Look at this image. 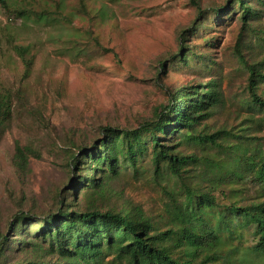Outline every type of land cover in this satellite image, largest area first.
Wrapping results in <instances>:
<instances>
[{
    "label": "trees",
    "instance_id": "16d2710c",
    "mask_svg": "<svg viewBox=\"0 0 264 264\" xmlns=\"http://www.w3.org/2000/svg\"><path fill=\"white\" fill-rule=\"evenodd\" d=\"M79 4L85 11L83 0ZM260 4L264 7V1ZM194 5L195 19L179 33L176 59L183 63L195 56L188 32L204 23V10ZM0 7L23 23L65 20L73 31L68 50L78 48L77 57L87 51L82 45L87 40L107 51L91 29L73 27L72 13L37 11L7 0H0ZM210 13H235L239 21L231 57L244 74L245 96L237 103L246 112L242 126L207 123L230 105L218 77L174 87L166 103L138 126L105 125L89 143L70 141L66 179L50 205L19 206L0 232V264H235L239 247L221 244L223 234L240 242L250 235L251 251L264 258V97L259 92L264 57L248 55L246 39L257 11L250 0H224ZM11 48L28 77L34 55L27 45ZM14 95L18 89H0V130L12 119ZM28 153L15 144L12 164L20 175L28 170ZM119 180L140 182L157 194L158 223L140 204L124 199L122 191L111 193ZM252 184L261 199L242 205L241 188Z\"/></svg>",
    "mask_w": 264,
    "mask_h": 264
},
{
    "label": "rangeland",
    "instance_id": "374dc122",
    "mask_svg": "<svg viewBox=\"0 0 264 264\" xmlns=\"http://www.w3.org/2000/svg\"><path fill=\"white\" fill-rule=\"evenodd\" d=\"M8 1L37 11L48 8L72 13L73 27L91 29L107 51L87 40L82 42L87 51L77 57L78 48L68 50L67 39L73 31L65 20L23 23L0 7V89L15 93L18 89L12 119L0 130V232L6 230L19 206L50 205L54 190L66 179L70 141L89 143L105 125L138 126L151 117L155 107L166 103L167 93L176 86L222 77L221 90L230 105L220 108L207 123L232 125L236 130L242 124L246 112L237 103L245 96L244 74L231 57L239 21L235 13L230 17L210 13L224 0H83L85 11L79 0ZM195 2L205 12L204 23L193 34L188 32L187 44L195 56L183 63L176 59L179 33L188 30L195 19ZM250 3L257 16L246 36L251 45L247 54L261 59L264 7L260 0ZM258 39L260 44H253ZM14 43L27 45L34 55L26 78L11 48ZM163 61L166 65L159 70ZM259 92L264 97V84ZM17 142L29 150L24 175L12 164ZM259 190L253 184L241 188L240 203L261 199H256ZM118 191L124 199L140 204L153 224L158 223L161 203L148 186L119 180L111 193ZM244 237L240 242L223 234L220 242L238 245L235 264H264V258L251 251V236Z\"/></svg>",
    "mask_w": 264,
    "mask_h": 264
}]
</instances>
